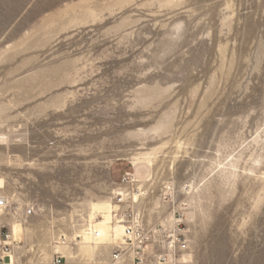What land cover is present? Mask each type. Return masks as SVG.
<instances>
[{
	"label": "rangeland",
	"instance_id": "374dc122",
	"mask_svg": "<svg viewBox=\"0 0 264 264\" xmlns=\"http://www.w3.org/2000/svg\"><path fill=\"white\" fill-rule=\"evenodd\" d=\"M124 189L149 226L183 212L186 264H264V0H0L17 264L107 259Z\"/></svg>",
	"mask_w": 264,
	"mask_h": 264
},
{
	"label": "built area",
	"instance_id": "2783aa9c",
	"mask_svg": "<svg viewBox=\"0 0 264 264\" xmlns=\"http://www.w3.org/2000/svg\"><path fill=\"white\" fill-rule=\"evenodd\" d=\"M132 183L130 176L124 177V185ZM134 206L126 189L115 195L111 217L112 223L123 228L122 241L98 264H186L184 257L189 252V241L183 212H173L170 223L158 222L149 226L143 213ZM10 211L9 201L1 199L0 212L9 214ZM34 213V208H27L23 215L28 218ZM0 240V261L10 262L17 242L10 231H4ZM66 263V257L56 252L52 264Z\"/></svg>",
	"mask_w": 264,
	"mask_h": 264
},
{
	"label": "bare ground",
	"instance_id": "6f19581e",
	"mask_svg": "<svg viewBox=\"0 0 264 264\" xmlns=\"http://www.w3.org/2000/svg\"><path fill=\"white\" fill-rule=\"evenodd\" d=\"M131 176V175H130ZM131 179L133 180V183L131 184V186H132V188H133V190H132V194H133V196H138V193H139V191H138V189H137V187L136 188H134L136 185V182H135V180L133 179V176H131ZM1 199H5V200H7V201H9V199L8 198H3V197H0V200ZM134 200V199H133ZM135 202V201H134ZM113 208H114V206H113ZM113 208L111 209V210H109L108 211V214H107V220H108V222H111L112 223V217H111V215H112V210H113ZM184 211V210H183ZM1 213V212H0ZM172 219H173V215H172V213L170 214V220H169V222L168 223H170L171 221H172ZM113 224V223H112ZM121 227V226H120ZM121 241H122V236H123V228L121 227ZM110 230H111V227H106V226H104V225H102V224H100V223H97V224H95L91 229H89V233H87V234H85L84 235V240H89V241H98V242H111V235H110ZM22 231H23V229H22V227L21 226H19V225H15V226H13V233L11 232V234H12V237H13V239L16 241V238L17 237H19L20 235H21V233H22ZM13 234H14V236H13ZM0 246H1V240H0ZM17 246H15L14 247V251H15V248H16ZM56 252H60V251H55L54 253H56ZM13 256H14V252L11 254V261L9 262V264L10 263H12V261H13Z\"/></svg>",
	"mask_w": 264,
	"mask_h": 264
},
{
	"label": "crops",
	"instance_id": "0c3cea01",
	"mask_svg": "<svg viewBox=\"0 0 264 264\" xmlns=\"http://www.w3.org/2000/svg\"><path fill=\"white\" fill-rule=\"evenodd\" d=\"M17 261H18V260H16L15 257L13 256V261H12V263H10V264H17ZM8 264H9V263H8Z\"/></svg>",
	"mask_w": 264,
	"mask_h": 264
}]
</instances>
